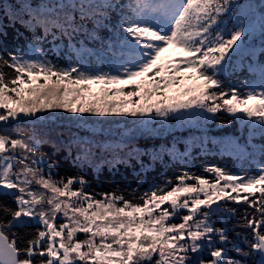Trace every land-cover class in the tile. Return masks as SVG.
Returning a JSON list of instances; mask_svg holds the SVG:
<instances>
[{
    "label": "snow or ice",
    "instance_id": "obj_1",
    "mask_svg": "<svg viewBox=\"0 0 264 264\" xmlns=\"http://www.w3.org/2000/svg\"><path fill=\"white\" fill-rule=\"evenodd\" d=\"M0 264H264V0H0Z\"/></svg>",
    "mask_w": 264,
    "mask_h": 264
}]
</instances>
